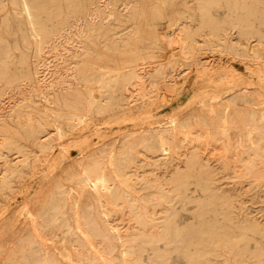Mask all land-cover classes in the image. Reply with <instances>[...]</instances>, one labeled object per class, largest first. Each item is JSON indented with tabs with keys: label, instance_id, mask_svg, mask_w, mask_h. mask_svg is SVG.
I'll return each instance as SVG.
<instances>
[{
	"label": "rangeland",
	"instance_id": "obj_1",
	"mask_svg": "<svg viewBox=\"0 0 264 264\" xmlns=\"http://www.w3.org/2000/svg\"><path fill=\"white\" fill-rule=\"evenodd\" d=\"M137 1L142 4L144 16L133 17L128 12V22L112 20L106 29L86 41L90 53L77 57L65 53L64 60L50 54L58 73L48 74L49 79L55 78V86L48 87L46 101L36 96L26 99L34 86L40 85V80L37 75L30 79L25 75L28 67L33 68V61L29 65L21 61L29 49L22 40L12 0H4L0 9V264H226L228 258L233 264H264V244L254 256L245 254L241 262L227 256L224 226H220L226 222L222 216L211 213L208 200L214 202V213L223 208L231 213L235 223L264 224V139L257 141L260 134H248L252 119L247 117V112H254L264 123V93L258 95V102L229 107L226 115L219 100L210 97L212 92L201 102L202 93L215 91L224 72L230 70L239 73L241 79L247 78L243 79L246 84L252 80L251 88L263 84L264 90V82L252 76L253 70L264 66V34L241 35L240 25L228 21L224 1L213 9V15L219 18L213 29L203 24L200 6L206 0ZM154 1L163 7L162 13H155ZM116 5L120 9L122 0ZM261 6L264 17V3ZM67 9L63 2L53 8L52 14L63 21ZM175 20L190 27L189 42L199 47L195 54L205 62L209 60L218 72L210 78L200 64L183 60L179 73H175L176 85L165 86L162 81L161 91L153 92L146 100L129 102L127 98L122 106L106 108L109 99L105 92L107 97L103 94L99 99L104 103L99 101L103 110L90 106L86 88L88 92L94 89L99 93L101 87L97 81L90 80L93 83L90 86L79 78V68L90 61L89 67L94 65L96 69L88 67V74L110 69L114 73L113 66L119 63L122 67L127 57L119 52L125 48L124 41L112 40L110 34L122 31L125 26L129 32L136 26L141 35L159 34L167 42L168 23ZM261 27L264 31V25ZM180 46L176 41L173 50L167 48L166 57L177 58L182 51ZM252 48L261 51L260 60L252 55ZM120 67L115 69H125ZM167 73L173 75L171 66ZM63 79L67 83L62 84ZM59 112L67 116L62 113L58 117ZM72 112L85 114V118L71 119L68 116ZM224 118L229 123L236 119L245 125L241 130L230 124L225 131ZM56 119L65 127L61 138L52 125ZM30 124L42 125L40 140H50L53 147L42 151L34 136H29ZM160 135L169 143L168 153L163 151ZM4 136L14 143L4 146ZM258 142L261 150L256 153ZM93 155L98 156L111 175L109 178L112 177L109 190L101 188L100 194L90 186L83 188L78 184L77 170L86 169L94 161ZM248 164L251 172L246 171ZM190 167L195 178L188 184V193L182 189L178 192ZM199 177L203 181L197 183ZM107 191L113 194L108 195ZM224 199L230 204L219 205ZM170 219L182 229L194 228L183 231L187 241L175 239ZM211 222L218 225L212 226ZM166 251H169L167 259L157 257Z\"/></svg>",
	"mask_w": 264,
	"mask_h": 264
},
{
	"label": "bare ground",
	"instance_id": "obj_2",
	"mask_svg": "<svg viewBox=\"0 0 264 264\" xmlns=\"http://www.w3.org/2000/svg\"><path fill=\"white\" fill-rule=\"evenodd\" d=\"M118 1L119 0H12L14 8L16 9V14H17L18 20L20 22V29L19 30H20L22 37H23L22 40L25 41L24 43L27 45V47L29 49V52H27V54L22 55L21 61L24 63H27L28 65L31 63V61H33L32 62L33 68L28 67V73L25 75L28 77V79H30L33 75H35V77L37 75V78L40 80V85L38 84L39 85L38 87L34 86L35 88L30 91V94L28 95V97H26V99L31 100L32 98L34 99L35 96L43 98L46 101L49 99L46 91L48 90V87L52 88L55 86L54 85L55 83L53 81L55 78L53 80H51V79H49V77L51 74H56V72H57V70L54 71L55 68H53L56 64V63H54L55 61H53L54 56L59 60L64 58L63 54H65V53H67V56L70 55V56L77 57L80 54H82V56H84L83 54H85L89 51V48H88L89 45L87 46L86 41L92 40L94 34L99 32V30L103 31L104 29H106L108 27L107 25H109L112 20L116 19L118 21H122L123 23L128 22V12H132L133 17L144 16L145 11L143 12V10L140 9L142 4L140 5L139 1H137V0H122V7L120 9L118 8V5H116ZM221 1H224L226 4V7H224V8H226L225 10L228 11V18H227L228 21L232 22V24H234V25H240L241 35L249 34V35L255 36V35H258L260 33L264 34V31L261 27L262 25H264V17L261 14L262 9H263L261 4L264 3V0H206V2L204 4H201V6H200L202 9L203 18H204L203 24L210 26L212 29L216 28L217 23L219 21V18H217L213 15V9L214 8L218 9L220 7ZM63 2L67 5L68 9L65 12V14L63 13L64 14V18H63L64 20L61 21V20L56 19V17L52 14V12H53L52 10H53V8H57V7L62 6ZM12 3H11V5H12ZM0 5H1L0 9H2L4 7V0H0ZM154 5H155L154 6L155 13H158L163 8V7L161 8V6L159 7L160 4L158 5V3L156 4V2L154 3ZM61 12H62V10H61ZM145 14H147V13H145ZM146 16L148 18V15H146ZM147 21L149 22L150 20H146V22ZM132 29H131L132 31L128 32V26H125L124 28H122V31H119V32L116 31V32L110 34V37L112 38V40H114V39L116 41L120 40V42H121V40L124 41L125 48L122 50L120 49L119 52L122 51V53H120L121 55L127 54V57L125 56L126 59L123 61H122L123 58H121V61L124 62V65L121 62L122 67H120L118 62H117L118 64H116V66L119 65L120 68L124 67L125 68V69L123 68L124 70L121 71L119 69H115V68H119V67L113 66V68L115 70L114 73H112V70L110 69V72L109 71L103 72L104 71L103 70V71H101L102 73H99V74H97L95 72H94V74H88L89 72L87 73L86 71H87V68L89 67L88 63H90V61L88 63L86 61H84V62H86V63H84L85 67L83 68V66H82V68L81 67L79 68V74H80L79 78H82L90 86H92V84H93L91 82L89 83L90 80L97 81V82H99L97 85L100 84V87H101L99 89V93H98V91H94V89H90L91 91L88 92L87 88H86L87 94L89 93L88 94L89 96L87 99L89 100L90 106L96 105V107L98 109L103 110L104 103H101V100H99V99H101L103 94L105 95V92L107 93L106 95L108 96V99H109V101L107 100L108 103L105 106L106 108L111 106V105L122 106V105H124V103H123L124 99H127V98L129 99L128 100L129 102H131L133 100H137V99L138 100H140V99L146 100V99L151 97V94H153V92L160 90L162 88L160 86L162 81H164L163 84H165V86H166V84L172 85V84H175L177 82L176 81V78H177L176 75H178V74H175V73L178 72V67L180 66V64L183 63V60H188V63L196 62V64H200V66L202 67L205 74H207L210 78H211L213 73L215 74L216 72H218V70H216V69L214 70V68H212V64H211V62H209V60L205 62L204 60H202V58L197 57V56H199V54L198 55H197V53L195 54V51H197V49L199 47H197V45L195 43L193 44V43L189 42V40L192 39V30L190 29L189 26L184 25L181 20L180 21H178V20L177 21L176 20L170 21L168 23V31L166 33L169 36V38H168L167 42L163 41L162 36H159V34H154L152 36L149 33V36H147V35L143 36L140 34V31L136 26H134V28H132ZM170 31L172 32V34H170L171 33ZM176 41H179V43L181 44V46H180L182 49L181 54L178 55V57L176 55H174V57H177V58H171V59L167 58L166 54H165V52L167 51V48L169 49V47H171L173 50ZM122 46H123V44H122ZM119 48H122V47H119ZM243 48H245V47H243ZM9 49H10V47H9ZM252 50H253L252 55L255 57V59L257 58L260 60L261 56H262L261 51L258 48H255V49L252 48ZM239 51H241V49ZM3 52H5V51L3 50ZM89 53H90V51H89ZM50 54H53L52 55L53 60L51 59ZM173 54L174 53H172V55ZM172 55H171V57H172ZM104 56H105V54H104ZM85 60H87V59H85ZM108 60H110V59H108ZM80 61L81 60H79L78 62H80ZM202 61H204V62H202ZM262 62H264V61H262ZM4 63L5 64L8 63L7 58L4 59ZM96 63L97 62H95L94 64H96ZM114 63H116V61H114ZM84 64H82V65H84ZM77 65H75V66H77ZM90 65H92V64H90ZM96 65H99V64H96ZM0 66H1V64H0ZM92 66L94 67V65H92ZM92 66H90V67H92ZM170 66L173 68V72H174L173 75H171V76H169V74L167 73V69ZM258 66L260 67V65H258ZM109 67L111 68L112 66H109ZM109 67H106V68L109 69ZM94 68L96 69V67H94ZM57 69H59V68L57 67ZM75 69H76V67H75ZM183 70H185V69H183ZM186 71H187V69H186ZM99 72H100V70H99ZM48 74H50V75L48 76ZM205 74H203V75H205ZM238 75H239V73H238ZM238 75L235 72V70H230L228 72L227 71L224 72V74L222 75L223 78L221 77L222 82L221 83L218 82V85L216 84L217 88L215 89V91L207 90V91H204L205 92L204 94L202 93V97L199 96L202 98L201 102H204L207 97L209 98V93L212 92L213 94L211 95V93H210V97L219 100V102L222 106L221 109L224 110L223 112L225 113V115H226V113H228L229 107L237 106V105H240L241 103L250 104L253 102H258L257 101L258 95H261V94L263 95V93H264V90L262 89L263 84H261L262 87L260 86V87L251 88V86H249V83L250 84L252 83L251 82L252 78L250 79L251 81H249V83L247 82L248 84H246L245 81H247V78L245 80V78L242 77L245 80V81H243V79H241V76L239 75L240 76L239 77ZM198 76H200V75H198ZM252 76H253V78L254 77L257 78V80H260L259 82L263 83L264 82V66L261 68L253 70ZM75 77H76V75H75ZM42 80H43V83L41 84ZM76 80H78V79L76 78ZM60 81L58 84L67 83V80H65V79H63V81H61V83H60ZM37 82H38V80H37ZM209 82H211V81H209ZM253 85L254 84H252V86ZM259 85H260V83H259ZM259 85H256V86H259ZM94 86H95V84H94ZM168 87H170V86H168ZM94 88H96V90H97L98 86L94 87ZM211 89H213V88H211ZM1 90L2 89L0 87V93H1ZM96 93H98V94H96ZM136 93H138V94H136ZM87 94H85V96ZM263 98H264V96H263ZM99 101L103 105L99 104ZM28 102H30V101H28ZM213 105H214V103H213ZM117 106H115V107H117ZM223 107H224V109H223ZM88 108H89V104H88ZM88 108H87V110H88ZM214 108L216 109V107H214ZM214 108L212 111L215 113V115H218V114H216L218 112H216L214 110ZM89 110H91V109H89ZM63 112H59L58 113L59 116L58 115L57 116L60 117V115H63V114L66 115V113H63ZM213 112L210 111V113H213ZM263 113H264V111H263ZM83 116H85V114H79L77 112H72L69 114L68 117H71V119L78 117V118H81V120H82ZM262 116L264 117V115H262ZM247 117L252 119V122H251L252 128L248 131V134L249 135L253 134V133H257L258 135L260 134V138L257 137L259 139L258 140L256 139V140L257 141L263 140L264 139V136H263L264 135V123H260V120L262 118L261 117L257 118L258 116L256 117L254 112H247ZM46 118H48V117H46ZM84 118L85 117H83V119ZM218 118H221L220 120L223 119V117H218ZM226 119L224 121V125H222V127L224 126L223 130H225V131H226L228 125H230V124H233L234 126L238 127L241 130H242L241 127H243L245 125V122H243V121L231 119L232 121H231V123H229L228 119L227 120ZM221 124H223V123H221ZM37 125L38 126H36V124H32V125L30 124V126L32 128H30L29 136L30 135L34 136L33 137V138H35L34 142H36L38 144V147H40L42 151L43 150L48 151L49 148L53 147V143L51 144V142H49L50 140L49 141L43 140L44 142L40 140V138H41L40 133L42 132L44 127L42 128V125H39V124H37ZM52 125L54 126V130H56V132H57L56 135H58L61 138V136L64 135V133H65V130H64L65 127L63 128L62 123L58 119L54 120L52 122ZM160 138H161L160 143H161V146L163 148V151L168 153L167 151L169 150L168 149L169 147L167 144H169V143H167L165 141L164 137L161 136ZM10 139L11 138L4 136V144L3 145L5 146L6 144H9V142H12ZM12 143H14V142H12ZM231 146H232V144H231ZM256 146H257V144H256ZM126 149H127V147H126ZM260 150H261V147H260V143L258 142V149H257L256 153H259ZM4 155H5V153H4ZM26 156L27 155H25V157ZM97 157L95 158V156H94V161L90 164L88 163L89 165H87V168L84 169L83 171L77 170V172H78L77 178H78V182H79L78 184H80L83 188L90 186V188H92L95 193L100 194L101 192H99V190L101 191L103 188L109 190V183L108 182L110 181V178L112 179V177L109 178V176H111V175H108V172H106V169L101 165V163H100L99 159H97ZM22 162L23 161H21V163ZM115 163L116 162L114 161V164ZM188 166H190V165H188ZM245 168H246V171H248V172H251L253 170L249 164L247 167L245 166ZM13 169H15V168H13ZM13 169H12V171H13ZM15 170H17V169H15ZM74 173L76 174V172H73V175H74ZM74 177H75V175H74ZM185 178H186L185 181L180 183V185H182V186L178 187V189H179L178 192H182L184 190V193H188V190H189L188 184L192 183L193 178H195V174H194L192 167H190L189 171L186 173ZM195 181L197 183H199L200 181H203V179L199 177V178H196ZM110 183H111V181H110ZM110 186H111V184H110ZM181 189H182V191H181ZM110 192L107 191V194L109 195ZM111 193L113 194V192H111ZM103 194H105V193H103ZM161 194H164V193H161ZM101 195H99V197ZM108 198H109V196H108ZM109 199H111V197ZM161 199L162 198H160V200ZM208 200L210 201L209 203L211 204V211H212L211 213L213 215L222 216V219L225 220V222H226L224 225L222 224L220 226H222V228L224 226L223 233L225 234L226 239H227V252L226 253H227L228 257L230 256L234 260H236L237 262H241L244 259L245 254H247V253H252V254L258 253V251H260L262 249V246L264 244V224L257 223L255 221L235 223L233 221L234 218L232 217L231 213L224 211L223 208L222 209L218 208V210L214 213L213 208H212V204L214 202L210 198H208ZM227 204H230V203L226 202V200L224 199L219 205L226 206ZM103 208H105V207L103 206ZM213 219L217 220L219 218L214 217ZM246 220H248V217ZM171 222L172 221L170 219L169 226H172L171 230H172V233L174 234L175 239H178L182 242L187 241L186 240L187 235L185 236L183 231H186V232L192 231V230H194V228L191 227V228L182 229L181 225H178L176 223H171ZM210 225L217 226L218 224L216 222H211ZM168 256H169V251L161 252V253L157 254V257L161 260L167 259ZM253 256H254V254H253ZM247 257H248V254H247ZM226 264H233V262H230L229 258H228V260L226 261Z\"/></svg>",
	"mask_w": 264,
	"mask_h": 264
}]
</instances>
